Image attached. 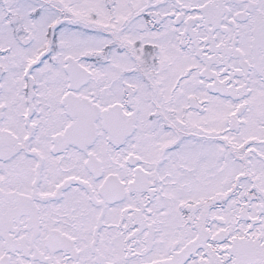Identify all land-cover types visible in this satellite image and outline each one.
Returning <instances> with one entry per match:
<instances>
[{"label":"snow or ice","instance_id":"6c2138e0","mask_svg":"<svg viewBox=\"0 0 264 264\" xmlns=\"http://www.w3.org/2000/svg\"><path fill=\"white\" fill-rule=\"evenodd\" d=\"M0 264H264V0H0Z\"/></svg>","mask_w":264,"mask_h":264}]
</instances>
